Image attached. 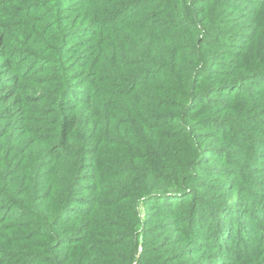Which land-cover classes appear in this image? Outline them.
<instances>
[{
    "label": "trees",
    "instance_id": "16d2710c",
    "mask_svg": "<svg viewBox=\"0 0 264 264\" xmlns=\"http://www.w3.org/2000/svg\"><path fill=\"white\" fill-rule=\"evenodd\" d=\"M0 264H264V0H0Z\"/></svg>",
    "mask_w": 264,
    "mask_h": 264
}]
</instances>
